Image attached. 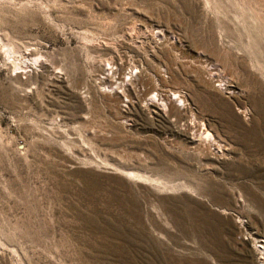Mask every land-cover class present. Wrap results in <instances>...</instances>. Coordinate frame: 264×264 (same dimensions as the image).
Here are the masks:
<instances>
[{"label": "rangeland", "instance_id": "1", "mask_svg": "<svg viewBox=\"0 0 264 264\" xmlns=\"http://www.w3.org/2000/svg\"><path fill=\"white\" fill-rule=\"evenodd\" d=\"M262 245L264 0H0V264Z\"/></svg>", "mask_w": 264, "mask_h": 264}, {"label": "bare ground", "instance_id": "2", "mask_svg": "<svg viewBox=\"0 0 264 264\" xmlns=\"http://www.w3.org/2000/svg\"><path fill=\"white\" fill-rule=\"evenodd\" d=\"M163 81V80H162ZM199 128V127H198ZM201 129V128H200ZM205 130V129H204ZM200 131V130H199ZM201 132V131H200ZM219 142V141H218ZM262 248L264 249V245H262Z\"/></svg>", "mask_w": 264, "mask_h": 264}]
</instances>
